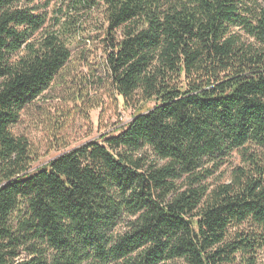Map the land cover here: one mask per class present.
<instances>
[{
  "label": "trees",
  "instance_id": "1",
  "mask_svg": "<svg viewBox=\"0 0 264 264\" xmlns=\"http://www.w3.org/2000/svg\"><path fill=\"white\" fill-rule=\"evenodd\" d=\"M48 5L0 0V264H257L264 0H63L51 21ZM98 36L114 92L155 105L33 167L12 127Z\"/></svg>",
  "mask_w": 264,
  "mask_h": 264
},
{
  "label": "rangeland",
  "instance_id": "2",
  "mask_svg": "<svg viewBox=\"0 0 264 264\" xmlns=\"http://www.w3.org/2000/svg\"><path fill=\"white\" fill-rule=\"evenodd\" d=\"M45 1L49 2V18L63 2ZM70 48L69 63L48 89L20 112L12 127L15 135L25 137L36 150L33 167L87 141L102 143L103 137L119 133L137 113L155 105L153 100L125 103L114 92L103 64L100 36L82 44L74 43ZM145 153L149 160L153 158L147 149ZM240 164V155L232 152L206 183L212 188L227 181L231 169ZM257 264H264V249L258 251Z\"/></svg>",
  "mask_w": 264,
  "mask_h": 264
}]
</instances>
